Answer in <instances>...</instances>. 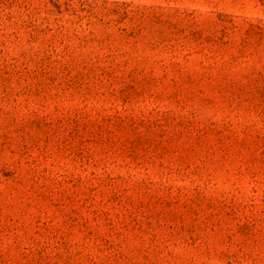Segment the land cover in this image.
Masks as SVG:
<instances>
[{"label": "rangeland", "instance_id": "obj_1", "mask_svg": "<svg viewBox=\"0 0 264 264\" xmlns=\"http://www.w3.org/2000/svg\"><path fill=\"white\" fill-rule=\"evenodd\" d=\"M0 264H264V0H0Z\"/></svg>", "mask_w": 264, "mask_h": 264}]
</instances>
